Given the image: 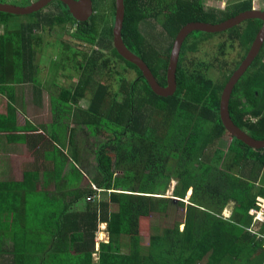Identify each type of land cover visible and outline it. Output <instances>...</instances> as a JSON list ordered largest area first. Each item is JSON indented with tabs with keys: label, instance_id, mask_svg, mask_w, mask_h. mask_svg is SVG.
<instances>
[{
	"label": "trees",
	"instance_id": "obj_1",
	"mask_svg": "<svg viewBox=\"0 0 264 264\" xmlns=\"http://www.w3.org/2000/svg\"><path fill=\"white\" fill-rule=\"evenodd\" d=\"M92 5L86 22H77L60 0L25 16L0 12V91L9 100L8 113L0 114V133L24 146L19 148L24 157L12 161V181L0 183L7 186L0 193L8 194L0 201V228H7L4 234L12 241V257L3 264H264V219L252 213L260 208L257 197H264V149L233 138L219 116L222 88L248 53L261 21L191 34L180 55L177 91L166 98L155 94L137 65L113 47L114 0H92ZM125 7V44L166 85L170 53L182 27L223 22L252 10L254 0H233L223 9L204 6L203 0H125ZM147 23L157 27L151 35L143 31ZM46 27L69 32L73 44L55 42L72 47L73 57L62 59L66 63L53 58L55 67L45 69L50 77L42 82L43 66L34 60L40 46L53 45L41 35ZM223 36L212 60L186 62L189 51ZM237 46L241 58L229 72L225 56ZM115 59L137 76L131 79L111 66ZM67 69L75 72L68 86L57 80L67 76ZM105 69L111 75L101 78ZM25 83H31L30 97L38 100H44L47 88L50 102L45 115H25L21 124L14 85ZM45 86L60 91L54 94ZM84 100L86 107H79ZM229 109L237 126L264 139V43L235 86ZM84 133L93 139L90 147ZM223 136L231 138L226 149L220 146ZM53 147L59 163L51 156ZM43 159L48 161L38 164ZM85 175L89 184L80 186ZM180 208L183 221L164 225L163 215ZM154 217L163 228L150 234L146 246L142 237ZM102 223L109 239L96 248Z\"/></svg>",
	"mask_w": 264,
	"mask_h": 264
},
{
	"label": "water",
	"instance_id": "obj_2",
	"mask_svg": "<svg viewBox=\"0 0 264 264\" xmlns=\"http://www.w3.org/2000/svg\"><path fill=\"white\" fill-rule=\"evenodd\" d=\"M51 1L53 0H34L30 5L23 7L7 3V1L6 3H1L0 1V12L12 14L15 16H25L43 9L49 3H51ZM60 1H62V3L69 8L70 13L77 20V22L88 21L94 13L92 0ZM125 13V0H114V17L112 27L113 47L117 49L122 57L137 65L138 69L142 71L144 77L149 82L155 94L166 98L173 96L177 91V68L180 60V55L184 42L191 34H193L194 32L221 33L235 28L247 20H260V30L248 53L243 58L240 65L233 71L230 78L225 82L222 88L219 99V116L226 132H228L233 138H237L253 149H264V139H255L246 131L237 126L231 118L229 109L235 86L248 70V68L252 65L256 57L260 54L261 47L264 43V10L253 8L252 10L241 12L237 16H234L217 24L191 22L182 27L174 40L173 47L170 53L166 85L161 84L157 80L148 63L125 44L123 39ZM173 199L179 200L178 198ZM183 202L187 203L186 201Z\"/></svg>",
	"mask_w": 264,
	"mask_h": 264
},
{
	"label": "rangeland",
	"instance_id": "obj_3",
	"mask_svg": "<svg viewBox=\"0 0 264 264\" xmlns=\"http://www.w3.org/2000/svg\"><path fill=\"white\" fill-rule=\"evenodd\" d=\"M232 1L233 0H203V3H204V6H207V7L223 9L226 6V4L232 3ZM16 3H17V0H16ZM254 6H256L257 9L260 8V10H264V7L261 8L262 5H261L259 0H254ZM55 7L56 6H51L49 9H53ZM14 20L18 21V19H14ZM142 28H143V31L145 33H148V35H151V33L154 32L157 29V27L155 25H151L150 23L144 24L142 26ZM70 31H72V30H70ZM3 33H4V29H3V26H2V27H0V34H3ZM41 35L44 36V41L53 42V45H48V46L46 45V46H43V47L40 46V50H37L36 59L34 60L36 63L40 64V66H43L41 71H40L41 72L40 81L44 82L47 78L50 77V76L46 75L48 73L44 74L45 71H46L45 69L48 68L49 71H53V68L55 67L53 58H55L56 62L66 63V62L62 61V59H64L65 57L67 58L68 56L70 58L73 57V48L72 47L69 48V49L65 48L64 45L62 44V42L68 43V44H73V43L71 41V36L69 35V32H67L66 30L53 29V31H51V29L46 27L44 31H41ZM192 38H194V37H192ZM55 39H59L62 42L59 41V40L55 42ZM224 40H225V36L216 37L215 39H208V40L204 41V43L199 44L197 51H189L188 52L187 57H186V62L188 64H191L192 59L195 62H198V60H212V58L216 55L214 52H216L217 46L219 45L220 42H222ZM241 54H242L241 49L238 46H237L236 49L230 50L229 53L226 54L225 60L229 62L228 66H226V69H229L228 70L229 72L236 65L237 61L241 58ZM39 58H40V61H38ZM68 62H69V60H68ZM70 62H71V64H73V60L72 59L70 60ZM111 62H112V63H110L111 66L116 65L118 70H120L121 72L125 71L126 72L125 75H128V77H130L131 79H134L137 76V72L134 69H124V68H122L121 65L123 63L121 61H117L115 59V60H112ZM68 66H69V68L72 67L69 64H68ZM212 71H213V69H212ZM212 71H210V72L212 73ZM228 71H226V73H228ZM65 74H67V76H62L61 75L60 78L57 76V80L62 85L68 86L72 82V80L69 78V75H73V74H75V72L73 71V69L72 70L67 69ZM216 74H217V72L215 71L214 75H216ZM110 75L107 72V70L105 69L100 76H101V78H105V77L107 78V77H110ZM22 86H23L24 89H26L25 92H26L27 95H29V96L32 95V94H30L32 92H30V89H29L30 87H32L31 83L30 84L29 83H25V84H22ZM45 87H49L50 91L53 92L54 94H57L60 91V89L58 87H54V86H45ZM32 99L33 98H31V101H32ZM44 100L46 101V104H47L46 109L48 110L49 109V102H50V92H47V88H46V92L44 94ZM87 104H88V100L81 101L79 103V107H81V106L86 107ZM46 109L43 108V110L39 111V109L35 110V109H33V107H28V108L25 109V114L29 118H31L36 113L44 115V112L46 111ZM57 112H58L59 117L62 119L63 115H61V110L59 109V106H58ZM19 122L21 124H23L24 119L21 117ZM60 129L61 128H59V130ZM60 133L61 134H65L64 128L61 129ZM84 134H85V136H87V139H84V141H86L85 145L87 147H90V144L93 142V139L90 138L88 134H86V133H84ZM220 143H221L220 146L223 149H226V147H228L229 144L231 143V138L229 136H223L220 139ZM65 147L66 146L63 145V148H65ZM58 148H60V147H58ZM17 153H18L19 156L22 155V151H19ZM15 154L16 153L14 152L12 154V157H15L16 156ZM51 156H54L56 158V162L57 163H59L61 161L60 153H59V151H57V149H55V148L53 149V152H51ZM51 158H53V157H51ZM0 159H2L1 156H0ZM9 169L11 171L13 169V166L11 165ZM17 176L19 178V175H17ZM9 178H10V176H9ZM9 178H8V175L4 176V179H9ZM10 180H11V178H10ZM88 184H89L88 181L85 180L84 182H81L80 186L88 185ZM174 185H175V182L172 183V186H174ZM6 187L7 186H5V188ZM5 188H0V191H4ZM3 194H5V193H0V201H4L5 199H3V197L8 195V194H6V195H3ZM168 194L171 195V193H168ZM258 202H259V206L261 208L253 209L252 213L256 214L255 218L257 220L258 219L262 220L264 218V217H262L263 216V210H264V200L259 198ZM231 210H232V205H230L228 208H225L223 210L222 214H224L225 216H229L230 213H231ZM184 214H185V210H183L181 208L176 210V211H169L167 214L163 215L164 216L163 217V222H165L164 225H166L168 223L174 224V223H176L178 221H183ZM27 216H28L29 219H32L34 217V215L32 213H29ZM181 227H182V224H181ZM162 228H163V226L159 222L156 223V218L154 217L153 221H152L151 229L146 234L147 236L142 237L143 238V243L146 244V246H147L149 244V242H150V237H149L150 234L151 233L152 234L156 233V231H159ZM106 231L107 230L105 228V225L104 224H99V230L96 233L97 234L96 238H97L98 241H102L104 239L107 240L108 234H107ZM122 249L123 250L125 249V245L122 246ZM125 250H127V249H125ZM94 257H96V256H94Z\"/></svg>",
	"mask_w": 264,
	"mask_h": 264
},
{
	"label": "crops",
	"instance_id": "obj_4",
	"mask_svg": "<svg viewBox=\"0 0 264 264\" xmlns=\"http://www.w3.org/2000/svg\"><path fill=\"white\" fill-rule=\"evenodd\" d=\"M262 7H264V1L263 0H259ZM254 8L257 9L256 6H254ZM260 9V8H259ZM4 85H1V88H4ZM26 89L23 88L22 84H15L14 85V96L16 97V107L19 109V116L23 118V116H25V109L28 108V107H33V109L35 110H38L41 111L44 109H46L47 107V104H46V101L45 100H38L36 98H33L32 101H31V97L29 95L26 94ZM30 98V99H29ZM35 99V100H34ZM8 104H9V100H8V94L7 92L5 91H0V114L2 115H5L8 113ZM37 104H40V106H38ZM26 105V106H25ZM84 107V106H82ZM25 108V109H24ZM22 111V116L20 115V112ZM47 111V109H46ZM35 116H43V114H39V113H36L34 114ZM44 115H45V112H44ZM24 119V118H23ZM68 139V138H67ZM59 144L60 143H57L56 145L59 147ZM23 148L24 149V146H20V145H15V144H11L8 142L7 140V133H0V156L2 157V159H0V183H6V182H11L12 180H10L9 178V175H10V166L11 165H15V162L12 163V161H15L17 158H21V157H24V156H19L17 152H19V148ZM25 151H26V148H25ZM16 153L15 157H12V154L13 153ZM12 159H10V158ZM44 161H48L46 159H43V160H39L38 164L44 162ZM5 175H8V178L9 179H4V176ZM88 176H83V181L84 182L85 180H87ZM85 179V180H84ZM88 181V180H87ZM175 182V181H172V183ZM176 184V182H175ZM175 186V185H174ZM174 186H172L171 184V188L170 190L167 192L168 193H171L173 194V191H174ZM191 192V194L187 197L185 200H182V201H186L187 203H189V200H190V197L192 195V190H190L188 192V194ZM171 196V195H169ZM8 196H4L3 199H6ZM99 198V197H97ZM172 198H176V197H172ZM261 198L262 200H264V197H257V201L258 199ZM179 199V198H178ZM181 200V199H179ZM78 206H81L80 205H75L74 207H78ZM82 207V206H81ZM261 208V207H260ZM263 214H264V210H263ZM264 217V215L262 216ZM264 219V218H263ZM262 219V220H263ZM260 220V219H258ZM105 225V228H106V224L105 223H102ZM184 225L182 224V227L183 228ZM7 228L6 227H1L0 230H1V233H0V252L3 253L1 256H0V264H3L5 262H7L9 259H11L10 257H12V254L10 253V245L12 244V241H11V238L7 235L4 234V231L6 230ZM99 230V229H98ZM107 232V231H106ZM108 234V232H107ZM109 239V235H108V238L107 240ZM97 240V238H96ZM102 241H105L102 240ZM98 240H97V243H96V248L98 247Z\"/></svg>",
	"mask_w": 264,
	"mask_h": 264
},
{
	"label": "flooded vegetation",
	"instance_id": "obj_5",
	"mask_svg": "<svg viewBox=\"0 0 264 264\" xmlns=\"http://www.w3.org/2000/svg\"><path fill=\"white\" fill-rule=\"evenodd\" d=\"M6 1H7V3H11V4H14V5H17V6L23 7V6L30 5L31 3H33L34 0H29V1H28L29 4H25V5H23V3H24V1H26V0H17V3H15L16 0H1V3H6ZM49 4H50V3H49ZM47 6H48V5H47ZM47 6H46V7H47ZM46 7H44L43 10H44ZM49 7H50V6H49Z\"/></svg>",
	"mask_w": 264,
	"mask_h": 264
}]
</instances>
